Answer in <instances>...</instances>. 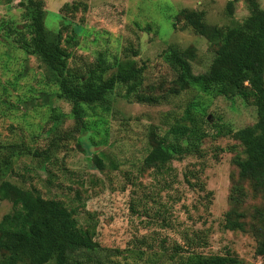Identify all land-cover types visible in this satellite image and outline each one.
Instances as JSON below:
<instances>
[{
    "label": "rangeland",
    "instance_id": "obj_1",
    "mask_svg": "<svg viewBox=\"0 0 264 264\" xmlns=\"http://www.w3.org/2000/svg\"><path fill=\"white\" fill-rule=\"evenodd\" d=\"M254 2L264 10V0H0V183L66 204L95 244L70 264H177L191 255L264 264L256 254L264 193L239 176L245 155L233 137L255 124L253 101L218 88L173 94L176 75L161 56L169 47L189 52L193 72H206L220 37ZM182 9L202 12L217 38L197 35ZM35 17L51 59L56 46L67 55L64 70L29 53ZM99 54L109 65L132 59L143 72L101 100L76 103L61 82L82 89ZM141 92L154 102L138 103ZM176 127L187 136L174 138ZM165 133L173 158L145 168ZM11 210L0 201V219ZM227 219L240 228L227 229Z\"/></svg>",
    "mask_w": 264,
    "mask_h": 264
},
{
    "label": "trees",
    "instance_id": "obj_2",
    "mask_svg": "<svg viewBox=\"0 0 264 264\" xmlns=\"http://www.w3.org/2000/svg\"><path fill=\"white\" fill-rule=\"evenodd\" d=\"M12 1L14 0H5L6 3ZM67 8L66 4L63 10ZM250 8V15L244 23L228 29L220 37L221 41L217 44L206 72H193L191 59L194 55L189 52L169 47L161 56L176 75L173 94L185 90L206 93L218 88L225 96L235 92L246 102L252 99L257 116L255 124L238 129L233 135L243 147L245 155L244 159L236 160V166L240 177L253 180L255 188L264 193V10L256 2ZM227 10L231 15V2L228 3ZM203 16L202 12L186 9L178 13V17L197 35L207 36L211 40L217 38L219 32L215 28L214 33L208 35L209 27ZM36 17L33 19L34 37L28 45L29 53L40 54L57 69L64 70L67 55L56 46L51 59ZM112 69L115 71L104 78L105 73ZM86 70L88 77L83 81L82 89H70L65 80L61 82L63 93L76 103L101 100L117 83L126 84L139 78L143 67H138L132 59L124 62L115 60L109 65L103 55L99 54ZM136 100L149 105L154 102L144 92L137 94ZM46 103L44 99V104ZM171 132L176 139L187 136L185 127L172 128ZM167 134L156 139V145L144 157L142 164L145 168L164 165L173 158L171 150L167 149H173L167 142ZM99 163L96 157V164ZM0 201H8L12 205L11 212L0 219V264H50L51 261L54 264H70L72 254L77 249H91L95 246L89 234L78 228L72 211L60 200L43 198L34 191H24L3 181L0 183ZM240 226L235 219L226 221L227 229H239ZM256 254L264 256V241ZM178 258L179 261L175 260L177 264H236L232 258L219 256L204 258L191 255L186 259Z\"/></svg>",
    "mask_w": 264,
    "mask_h": 264
}]
</instances>
